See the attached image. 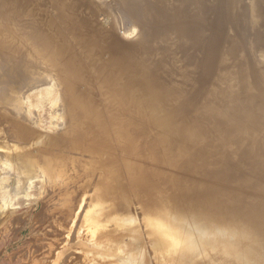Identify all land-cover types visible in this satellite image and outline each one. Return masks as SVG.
<instances>
[{
    "label": "bare ground",
    "instance_id": "obj_1",
    "mask_svg": "<svg viewBox=\"0 0 264 264\" xmlns=\"http://www.w3.org/2000/svg\"><path fill=\"white\" fill-rule=\"evenodd\" d=\"M41 1L53 9L51 18L45 21L36 13L40 8L34 7L29 0H0V76L2 73L8 75L5 80L8 79L9 83V91L3 89L5 85H1L2 89L0 87V112L4 118V126H0V148L4 153L0 157L15 156L19 165L27 163V169L30 164L39 167L38 170L41 168L48 176L46 180L49 182V191L51 185L55 187L57 177L59 181L62 179L64 187H59L62 189L61 194L67 196L68 201L72 200L65 212L70 215L82 209L83 219L92 222L90 240L96 248L95 251L92 250L95 254L102 251L112 255L119 252L134 254L133 246L141 242L142 246L137 244L140 251L137 264H190L191 260H178L179 243H174V235L180 230H177L173 218L169 219L170 226L166 229L168 221L162 214L176 210V203L183 191L181 188L176 189L175 201L165 199L161 188L171 185L172 178L158 171L154 177H150L144 164L145 156L147 160L151 158L158 169L165 164L168 166L177 162L174 155L168 156L169 145L171 147L169 140H164L165 148L158 145L156 139L155 145L151 142L153 147L146 142L150 129L147 133L144 130L148 126L146 124H150L149 102L146 98H149L151 92H143L146 98L141 97L138 102L134 99L132 85L120 84L116 78L123 76L126 82L132 79L139 84L152 76L158 77L162 72L152 68L148 57L154 51L164 56L177 54L178 62H184L189 51L196 52L201 40H206V45L202 42V47L209 58L207 61L202 59L203 63L193 71L197 92L195 99L187 102L188 105L184 107L188 113L181 117L188 122L195 114L199 122L210 120L221 140L229 137L233 141L247 143L258 152L264 151V67L255 60V43L262 28L256 24L260 25V21L256 17L253 20L249 15L253 9L252 2L256 7L258 1ZM106 2L115 5L118 18L105 6ZM117 19L121 22L122 29L121 26H116ZM170 20L181 21L184 29L179 33H188L180 37L176 44L160 41V49L153 48L148 55L144 53L149 52L152 47H143L140 43H123L117 38L118 29L126 32L128 27L138 28L140 38H144L148 27L151 26L154 32L160 24L165 25ZM154 35L157 36L155 33ZM217 37L224 39L223 42L219 39L212 45L210 40ZM93 44L98 49H90ZM226 47L228 50L224 51ZM23 48L27 50L23 52ZM104 55L108 61L102 59ZM122 65L138 67L141 69L138 71L140 73H135L134 70L132 73H121ZM65 68L71 71L65 72ZM41 78H50L51 81L38 84V88L48 86L47 94L56 93L57 96L53 100V116L56 119L53 126L57 130L55 134L41 131V122L38 117L32 116L34 114L28 105L29 96L26 99L22 95L26 88H30L27 87L31 86L28 83ZM94 81L97 84H93ZM188 83L178 81L174 82L178 84L175 88L170 86L169 91L175 101L173 106H176L179 96L183 100L189 92V87L186 88ZM32 86L35 88L37 84ZM163 89V85H159V90ZM159 95L158 102L163 106L166 93L160 91ZM203 96V103H199ZM133 104L140 107L135 116L130 113ZM141 104L147 108L140 106ZM222 105L229 106L225 114ZM140 115H144L145 120ZM10 117L19 123L10 120ZM139 118L141 122L144 120L140 126L139 121H135ZM11 122L14 125H6ZM24 128L26 131L21 132ZM225 129L228 135L224 133ZM191 132L200 139L199 135L203 130L192 128ZM15 160L13 158L12 162L8 161L11 164L5 166L10 170L14 166L12 164L17 162ZM3 162L7 164L5 160ZM18 162L14 168L19 169ZM11 171L12 174L15 173L12 169ZM31 171L29 176L33 175ZM16 173L13 177L15 181L20 177ZM25 176H22L23 179H28V175ZM93 177L97 182L94 181L96 183L90 186ZM124 178L128 180L126 186L123 184ZM23 179L19 182L26 181ZM27 181L31 182L27 186H32L33 181ZM18 184L22 186V183ZM24 186L25 192L14 193L17 198L31 188ZM129 187L141 188L136 198V208L139 211L135 215L124 195ZM153 191L157 194L154 197ZM75 197L80 199L74 201ZM146 213L150 214L149 219ZM154 214L155 217L152 218ZM73 215L75 213L70 216ZM72 218L75 219L74 216ZM72 227L76 229V225ZM103 236L110 241L103 240ZM127 238L131 241L125 242ZM107 241L108 246L102 247V243ZM196 241L199 240L188 234L181 246L189 247ZM255 243V253L264 252V240L257 238ZM94 253L87 254L88 264L98 263L95 262ZM101 254L97 255L101 257ZM127 258L131 259L130 256ZM117 264L133 262L121 263L119 260Z\"/></svg>",
    "mask_w": 264,
    "mask_h": 264
},
{
    "label": "rangeland",
    "instance_id": "obj_2",
    "mask_svg": "<svg viewBox=\"0 0 264 264\" xmlns=\"http://www.w3.org/2000/svg\"><path fill=\"white\" fill-rule=\"evenodd\" d=\"M29 1L32 2L33 0ZM34 1L32 2L34 7L40 8L38 12H36L39 13V18L43 21L51 18L52 7L50 5L46 6L41 0ZM94 1L100 2L103 0ZM255 1H258L259 4L254 7L251 1L253 9L249 15L252 16L253 20L258 19L260 25L258 23L256 24L262 28V33L260 32L259 39L255 43V60L257 64L264 67V0ZM105 6H107L112 11L113 15L118 18L115 5L113 6L110 2H106ZM29 7L32 9L31 4ZM116 26H121L119 19L116 21ZM182 29L184 28L181 21L170 20L167 21L165 25L160 24L154 29V32H152L151 26L148 27L146 29L148 32L145 34L144 38H140V30L135 27H128L126 32L118 29L117 38L123 43H140L143 47H152L149 52L144 53L148 55L152 52L153 48V50L160 49V41L176 44L180 37L188 33L185 32L184 34H180L179 32ZM149 32L150 37H148ZM163 32L165 34H163ZM154 33L157 34V36H155ZM219 39L220 42L224 40L222 38ZM219 39L217 37L215 40L211 39L210 42L214 45ZM202 42L206 45V40H201V45L196 48L197 51H189L188 55L184 58V62H178V57H176L177 54H174V56H164L154 51V54L148 57L151 59L152 68L162 72L158 77L152 76L145 82H139V84L135 83L132 79L126 82L123 76H118L116 79L120 84L126 83L132 85L131 88H133L134 99L138 102H140L141 97L146 98L143 96V92H151L149 98H146L149 102L147 106L150 117V124H146L147 122L145 123L149 127L147 126L144 128L146 133L149 131L146 142L148 144L152 142L153 145H155L157 140V144L165 148L163 145L165 144L164 140H169L171 147L169 145L168 156L174 155L177 159L176 164H170L168 166L165 164L158 169L153 164L154 161L151 158L147 160L145 156L144 164L146 165L150 177H154V174L158 171L159 173L164 172L172 178L173 183H171V185H166L161 188L162 196L165 199L168 201H175L176 189L181 188L183 191L179 201L176 203V210H172L173 213H171V211L162 213L164 219L168 221L166 222V229L170 226L169 219L173 218L174 224L177 225V230H180L178 233L174 232V243H176V241L179 243L177 250L178 260H191L190 264H241L233 258L231 254L249 253L254 256V254H256L254 246L256 245L255 240L257 238H261L262 241L264 240V151L258 152L249 147L247 143L236 142L229 137H225V140H221L219 134L213 128L214 123L210 120H202L199 122L195 114L188 122L181 117L188 113L184 107L188 105L187 102H191L195 99L197 92V85L194 84L195 75L193 71L203 63V60L207 61V58H209V56L204 54L205 49L202 47ZM246 43L248 42L246 41ZM247 45L249 46V43ZM91 47L90 49L93 50L98 49L94 44ZM26 50L27 49L23 48L22 51L25 52ZM226 50H228L227 47L224 51ZM104 56L105 57L102 59L108 61L106 55ZM64 70L65 72L71 71L69 68H65ZM133 70L135 73H140L138 71L141 69L122 65L120 72L132 73ZM182 75L184 77H181ZM7 76L8 75L4 73L0 76V87L2 89V86L5 85L3 89L9 91L7 87L9 84L7 81L8 79L5 80ZM50 81V78L34 80L28 83L31 84V86H27L30 88H26L27 90H25L22 95L26 97V99L29 96L27 101L28 105L34 114L32 116L38 117V121L41 122V131L46 134H55L57 130L53 126L56 121L53 116V100H56V93L47 94L48 86L38 88V84H47ZM178 81L189 82L186 86V88L189 87V92L184 96L183 100L185 102H183L179 96L176 101V106H173L172 103L175 101L169 88L171 85L172 89L175 88L178 84H174V82ZM94 83L97 84L96 81H94L93 84ZM32 84H37V87L34 88ZM159 85H163L164 89L159 90ZM135 87L137 88L135 89ZM32 89L34 90L32 91ZM160 91L166 93L164 100L165 104L163 106L158 102ZM201 99L199 103H203L205 97L203 96ZM140 106L147 108L144 104ZM164 106L166 108H163ZM221 107L224 114L229 110V106L222 105ZM138 109H140V107L133 104L132 107H130V113L135 116ZM139 117L145 118L144 115H140ZM55 118H60V116H55ZM141 118L135 120L136 122L139 121V126L142 125L145 120L141 122ZM3 119L0 112V122ZM9 119L12 120L13 117ZM12 121L17 122V120L14 119ZM177 121L179 124H177ZM17 123H19V121ZM159 123L161 126H159ZM6 125L12 126L14 124L11 122ZM0 126H4L3 121ZM192 128L203 130V133L199 135L200 139L191 132ZM23 131H26V129L21 130V132ZM139 132L141 133V131ZM224 133L228 135L226 129ZM136 135L140 134L136 133ZM3 151L4 150L0 148V155L4 153ZM145 153L146 152H144V154ZM2 156L5 157L6 155ZM1 157L0 264H88L87 254H92L94 253L93 251H95V247L90 240L92 237L90 236L92 235V222H87L85 221L86 219H83L85 217L82 209L70 213V215L75 213V215H73L75 218L74 220L72 218L73 216L65 212L72 200L68 201L67 196L61 194L62 189H59V187H64L61 183L62 179L59 181L57 177V181L59 182L57 183L56 181V184L59 185L55 184V187L51 185L49 191L48 176L41 168L38 170L39 167L37 168L36 166L34 167L28 164L31 168L27 166V169L25 167L27 163H25V165L22 162L20 165H24L21 166V169L18 162L19 160L17 161L15 156H6L11 160H8V158L6 160V157L5 159ZM13 158L18 162L19 169L16 167L14 168V166L17 165V162L14 161L15 163L13 162L14 164H12L14 166L12 168L10 167L9 170V167L7 168L5 165L8 166V163L11 164ZM4 160L7 164H3ZM24 168L28 171L26 169L25 171ZM35 168L37 169L35 170ZM11 169L15 173L16 170L22 172L20 173L19 171V175L18 171L16 173L17 176L21 177H18V182L13 178L15 173L13 172L14 174H12ZM30 170H32L31 173H33V175L30 174L31 177L29 176ZM8 171H11V173H7ZM23 172L25 175L26 173L28 175V179L24 178L26 181L23 179L25 176ZM20 174H22L23 177ZM27 175L25 177H27ZM20 179H23L24 182H19ZM27 180L33 181L32 186H27L31 184V182ZM94 181L97 182L95 177L91 179L90 186L96 183ZM127 181L126 178L123 179V184L125 186L127 185ZM26 182L27 184L25 185ZM18 183H22V186L25 185L24 187L27 186L28 189L29 187L31 188L29 189V193V190L27 189V191L25 189L28 194L24 193V195H18L17 198L15 195L17 193L15 192L19 194L25 192L22 186H18ZM17 188H20L21 191H17ZM52 189L54 190L53 195ZM140 189L139 187H133L131 189L129 187L127 189L128 193L126 192V194H124L134 215L135 212L137 213V211H139L138 208H136L138 207L136 198L137 195L140 194ZM25 194L29 196L27 197ZM154 194H156L155 191L152 192V197L155 196ZM61 196H65L66 198H61ZM76 199L74 201H78L80 197ZM146 214L149 219L151 217L150 214ZM154 217L155 214L152 218ZM136 218H138V216H136ZM192 223L202 224L204 228L203 233L209 237L203 242L200 240L201 242L196 241L189 247H182L181 245L184 243L189 233L187 232L186 226ZM75 225L76 229L72 227H75ZM111 226L113 227V225ZM71 227L74 230H72ZM194 232L196 235L199 234L197 230H194ZM68 235L70 236L68 237ZM104 237L105 236L102 237L103 240H109ZM128 240L131 241L127 238L125 242ZM109 241H107V243L103 242L102 247L106 248ZM200 246L201 248L199 249ZM222 252L223 254H218ZM101 253H97L101 254V257L94 253L96 255V260H94L96 263L98 262L97 264H104L105 261V264H117V256L114 257L112 254L103 251ZM81 255L83 257H81ZM257 255L259 254H256V256ZM104 256L105 258H103Z\"/></svg>",
    "mask_w": 264,
    "mask_h": 264
},
{
    "label": "water",
    "instance_id": "obj_3",
    "mask_svg": "<svg viewBox=\"0 0 264 264\" xmlns=\"http://www.w3.org/2000/svg\"><path fill=\"white\" fill-rule=\"evenodd\" d=\"M187 228V232H189L188 234L193 237L194 239H197V240H201L202 242L207 239L209 236H207L206 234H204V228L202 226V224H196V223H192L191 225H188L186 226ZM194 230L198 231L199 234L196 235V233L194 232ZM200 241V242H201ZM136 243V242H135ZM134 243V244H135ZM137 244L139 246H142V243L141 242H137ZM136 245L135 246V249H134V246H133V252L134 254H125V253H118V254H114L113 256L116 257V259L122 263H126V262H133V264H137V261L139 262V257H140V251H139V247ZM137 247V248H136ZM141 248V247H140ZM201 248V246L199 247V249ZM198 249V250H199ZM139 251V252H138ZM219 255L220 254H223L222 253H218ZM127 256H130L131 259H128ZM226 256V255H225ZM231 256L233 258H235L237 261H239L241 264H264V252H262L261 254L257 255V257L253 256V255H250L249 253H241V254H237V253H232Z\"/></svg>",
    "mask_w": 264,
    "mask_h": 264
}]
</instances>
